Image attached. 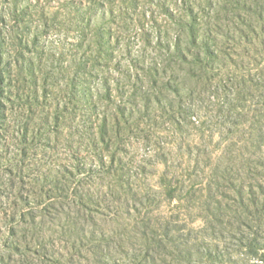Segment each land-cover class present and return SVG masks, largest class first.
<instances>
[{"label": "clouds", "instance_id": "clouds-1", "mask_svg": "<svg viewBox=\"0 0 264 264\" xmlns=\"http://www.w3.org/2000/svg\"><path fill=\"white\" fill-rule=\"evenodd\" d=\"M26 6L0 0V264H264V0Z\"/></svg>", "mask_w": 264, "mask_h": 264}, {"label": "rangeland", "instance_id": "rangeland-1", "mask_svg": "<svg viewBox=\"0 0 264 264\" xmlns=\"http://www.w3.org/2000/svg\"><path fill=\"white\" fill-rule=\"evenodd\" d=\"M8 0H4V3H7ZM13 5V14L16 15L18 13V18L21 20V22H24L26 20H30L28 9L26 6V0H12ZM5 23V16L4 11L2 8H0V24ZM25 32L28 31L27 25L24 29ZM0 45H2V41H0ZM3 48L0 46V53H2ZM4 192L0 190V196H3Z\"/></svg>", "mask_w": 264, "mask_h": 264}]
</instances>
